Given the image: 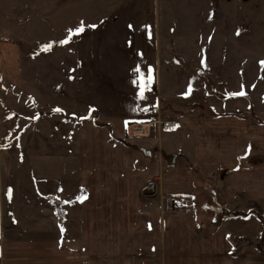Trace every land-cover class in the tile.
<instances>
[{
    "label": "rangeland",
    "instance_id": "obj_1",
    "mask_svg": "<svg viewBox=\"0 0 264 264\" xmlns=\"http://www.w3.org/2000/svg\"><path fill=\"white\" fill-rule=\"evenodd\" d=\"M81 22L96 27L58 43ZM261 61L264 0H0L2 234L73 235L80 164L90 173L81 133L121 129L135 149L130 124L152 122L151 135L162 120L264 116ZM137 66L153 70L143 98ZM188 131L163 136L185 145ZM256 251L251 264H264Z\"/></svg>",
    "mask_w": 264,
    "mask_h": 264
},
{
    "label": "crops",
    "instance_id": "obj_2",
    "mask_svg": "<svg viewBox=\"0 0 264 264\" xmlns=\"http://www.w3.org/2000/svg\"><path fill=\"white\" fill-rule=\"evenodd\" d=\"M168 120L173 132L189 128L185 145L163 136L171 131L160 122L126 142L135 149L121 144V129L90 132L84 143L81 133L90 173L79 162L73 235L0 226V264L255 263L251 251L264 249V116ZM149 182L153 193L142 194ZM177 195L187 197L184 211L166 207Z\"/></svg>",
    "mask_w": 264,
    "mask_h": 264
},
{
    "label": "snow or ice",
    "instance_id": "obj_3",
    "mask_svg": "<svg viewBox=\"0 0 264 264\" xmlns=\"http://www.w3.org/2000/svg\"><path fill=\"white\" fill-rule=\"evenodd\" d=\"M211 19V15L209 17ZM85 27H91V28H95L96 25H88V26H85L83 24V22H81V25L75 29V30H72V29H69L68 30V36L62 40V41H59L58 43L62 44V45H65V44H68L70 43L74 37L76 35H79L81 34L84 30H85ZM129 27L131 28L132 26L129 25ZM239 34V33H238ZM51 48V44L48 45L47 47H45L44 49H42L43 51H48L49 49ZM203 63V61H202ZM262 66H264V61H261L260 62ZM133 72L139 74L138 77H137V80L133 81V83H140L141 84V92H140V95H141V98H143V92L145 90V85L147 83H150L153 79L152 77V72L153 70L149 67L148 70H147V74H146V78H145V74L141 72L139 66H137L135 69H133ZM193 91V88H192V84L189 83V86H188V91L184 93L185 96L191 94V92ZM246 93H244L243 91L239 92V93H233V94H230V95H245ZM54 112H60L62 111L61 109H54L53 110ZM36 117H33V119H35ZM83 119V118H82ZM62 191V190H61ZM7 195L9 196V198L11 199V196H12V190L9 189ZM81 196H83V199H86V195H84L83 193H81ZM78 200H80L81 203H83V199H81L80 197L77 198ZM65 204L67 203H71V201H64ZM65 232V229L61 226V238L63 239V233Z\"/></svg>",
    "mask_w": 264,
    "mask_h": 264
},
{
    "label": "built area",
    "instance_id": "obj_4",
    "mask_svg": "<svg viewBox=\"0 0 264 264\" xmlns=\"http://www.w3.org/2000/svg\"><path fill=\"white\" fill-rule=\"evenodd\" d=\"M140 125V123H134V124H130L128 125L127 127V131H126V134L128 135V137H144V136H147L148 135V132H149V124L147 123V125L145 126V128H142V134L144 136H140L138 134H135L134 133V129H137V128H134V127H138ZM160 125H161V129L164 130V131H172L175 129V124L173 121H170V120H162L160 122ZM145 132V133H144ZM137 135V136H136ZM183 204H185L184 200L182 198H178L175 200L174 202V205L177 207L175 209L174 207V210L176 212H181L182 209L180 208ZM192 211H195L194 208H192ZM261 249V248H260Z\"/></svg>",
    "mask_w": 264,
    "mask_h": 264
},
{
    "label": "trees",
    "instance_id": "obj_5",
    "mask_svg": "<svg viewBox=\"0 0 264 264\" xmlns=\"http://www.w3.org/2000/svg\"><path fill=\"white\" fill-rule=\"evenodd\" d=\"M178 198H182L183 200H184V202H185V204H183L180 208L182 209V211H184L187 207H188V204H187V201H186V199H187V197H184V196H179V195H177V196H170V197H167V204H166V207H167V205H168V203H169V207H170V209L171 210H173V211H175L174 210V207H175V209L177 208L175 205H174V202H175V200L176 199H178Z\"/></svg>",
    "mask_w": 264,
    "mask_h": 264
},
{
    "label": "water",
    "instance_id": "obj_6",
    "mask_svg": "<svg viewBox=\"0 0 264 264\" xmlns=\"http://www.w3.org/2000/svg\"><path fill=\"white\" fill-rule=\"evenodd\" d=\"M139 151L146 157L150 156V152L148 150L139 148ZM154 191V186L151 182H149L141 191L142 194H152Z\"/></svg>",
    "mask_w": 264,
    "mask_h": 264
},
{
    "label": "bare ground",
    "instance_id": "obj_7",
    "mask_svg": "<svg viewBox=\"0 0 264 264\" xmlns=\"http://www.w3.org/2000/svg\"><path fill=\"white\" fill-rule=\"evenodd\" d=\"M145 126L146 125H139L138 127H134V128H137V129H134V133L135 134H138V135H142V136H144L143 134H142V128H145ZM145 133V132H144Z\"/></svg>",
    "mask_w": 264,
    "mask_h": 264
}]
</instances>
